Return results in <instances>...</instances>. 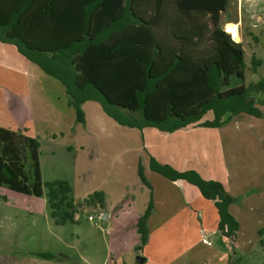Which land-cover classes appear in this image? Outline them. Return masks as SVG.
<instances>
[{"label":"trees","instance_id":"trees-1","mask_svg":"<svg viewBox=\"0 0 264 264\" xmlns=\"http://www.w3.org/2000/svg\"><path fill=\"white\" fill-rule=\"evenodd\" d=\"M227 0H0V41L18 52L65 89L67 102L78 123H84L82 104L98 101L119 124L162 132L194 127H220L237 114L261 117L264 78L248 85L229 86L231 77L245 75L244 50L233 28L220 26ZM232 38H231V36ZM253 65L259 60L252 57ZM254 93V94H253ZM124 111L130 121L112 113ZM22 130V129H21ZM23 131L0 127V185L40 197L46 187L50 217L55 225L74 223L80 204L69 197L65 180L43 182L39 143ZM32 174L25 171V155ZM148 168L175 183L195 186L212 202L219 238L231 246L227 264H243L236 254L239 222L229 206L253 190L236 197L219 180L206 179L194 169L177 170L151 155ZM139 182L149 199L136 221L141 249L149 240L147 219L155 210L151 184L144 174L142 157L136 166ZM87 206L102 208L103 191L84 199ZM264 249V227L258 229ZM35 255L64 259L48 251Z\"/></svg>","mask_w":264,"mask_h":264},{"label":"rangeland","instance_id":"rangeland-1","mask_svg":"<svg viewBox=\"0 0 264 264\" xmlns=\"http://www.w3.org/2000/svg\"><path fill=\"white\" fill-rule=\"evenodd\" d=\"M228 22L237 25L232 31L236 42L242 43L245 62L244 78L232 76L229 86L255 83L264 78V0H227L220 24L226 32V28H231L226 26ZM252 57L259 60L257 65H253ZM27 62L34 69L27 67L25 70L27 109L22 122L25 129L28 127L32 130V137L39 143L42 181H67L71 187L69 197L75 204H80V208L74 223L55 225L50 217L46 187H42L40 197H35L0 185V264H3L2 255L21 256L26 252L40 251L61 253L76 261L81 252H87L93 264H104V260L108 259L107 250L113 251L112 246L114 247V242L110 246L108 242L104 244L108 240L106 231H113L111 224L115 223L100 219L98 212L94 210L98 211L97 207L85 205L84 199L94 191H102L100 186L103 182L114 187V184L128 182L136 177V170L131 169L130 165L136 146L142 145V142L145 147L147 143L151 144L161 157L171 149L176 152L179 149L185 155L191 153L188 156L189 163L194 165V170L201 176L203 173L223 176L229 170L231 179L234 175L240 176L237 178L239 184L245 185L249 182L261 186L264 183V104L258 105L263 115L249 116L248 122H243V119L240 122H231L232 117L220 127H194L166 133L152 126L137 128L119 124L104 111L98 101H85L81 106L84 123H78L74 109L68 105L63 85L44 73L35 63ZM18 82L19 87H23V80L18 79ZM16 86L15 84L14 87ZM15 105L20 106V102L16 101ZM11 108L7 104L4 107L0 101V122H16L14 116L21 112L20 107L15 108L18 112ZM111 111L122 120L130 121L124 111L116 107H112ZM24 128L19 130L23 131ZM24 134L31 137L27 131ZM145 151L151 153L147 147ZM24 165L25 171L31 175V159L27 154ZM158 178L167 180L162 176ZM158 180L155 182L160 188L161 182ZM221 183L227 189L225 183ZM231 185L234 186L232 180ZM193 188L197 191L194 186ZM181 195L183 204L195 211L194 217L187 211L186 222L182 224L158 225L156 222L155 227L150 229L158 231L160 238L154 235L153 245L162 242L165 246L163 248L169 251L170 248L181 247L184 241L187 246L202 248L201 259L206 260L209 249L214 253L221 250L230 252V244L227 240L220 239L217 231L198 235L196 230L202 226L196 211L203 207V202L199 204L194 201L190 192L185 195L181 192ZM237 195L239 194H233L235 197ZM189 196H192L193 205L186 201ZM244 198L239 203L231 204V211L239 222L234 243L236 254H232V260L238 255L242 257L243 264H264V249L258 242L257 232L264 227V215L261 212L263 207L249 208L245 206ZM206 202L211 204L208 200ZM254 202L255 205L264 204L258 198ZM252 215H258L259 220ZM129 224L125 237L127 241L133 242L139 235L134 224L131 223L130 227ZM177 230L179 233H186L184 240L168 235ZM135 250L136 253L131 251L128 254L132 261L136 255L143 253L141 249Z\"/></svg>","mask_w":264,"mask_h":264},{"label":"crops","instance_id":"crops-1","mask_svg":"<svg viewBox=\"0 0 264 264\" xmlns=\"http://www.w3.org/2000/svg\"><path fill=\"white\" fill-rule=\"evenodd\" d=\"M27 67L30 69H34L32 64L27 62L26 58L18 52L15 45L10 43H3L0 41V80H4L0 81V101L4 104V107L6 106V104L12 106L11 109L13 111L18 112V110H16L15 108L19 107L21 110L20 113H17L14 116L16 122H0V127H4L10 130H19L21 128H24V122H22V120L24 119L25 111L27 109V103L25 102L27 93L24 87V82L26 81L25 70ZM18 79L23 80V87L21 88L19 87ZM15 84L17 85L16 87H14ZM16 101L20 102V106L15 105ZM249 116L252 115L240 113L235 115L231 122H240L242 121V119L245 120L243 122H248ZM26 131L29 135H31V137L34 136L30 128L27 127ZM169 137H171V135H169ZM219 143L220 145L222 144L221 141ZM143 145L145 147L144 142H142V145L136 146V152L132 156L133 162L130 166L131 169L136 170L137 159L139 155H141L142 163L144 166V174L151 184V192L155 210L146 221L149 231V240L147 244L141 248V251L143 253L136 255V257H144L145 260L143 264H227V253L222 250L214 253L212 252V249H209V253L206 254L208 255V260H206L201 259V255L203 252L202 248L199 249L193 245L187 246L184 241L182 242L181 247L170 248L169 251L163 248L165 246H163L162 242H159V244L156 246L153 245V238L155 236L160 238L157 235L158 231L150 229L151 227H155L156 222L158 223V225L159 223L182 224L186 222V212L188 211L189 215H192L194 217L195 211H193V209H188L189 206L187 207L185 204H183V200L181 199V196L183 195H181V191L175 183L169 181L168 179V182H166L167 180H158L160 179L158 177L161 175L152 172L148 168L149 156L151 155L159 162L167 163L173 168L180 171L191 168L194 169V165L189 163L188 156H190L191 153L185 155L184 152L180 151L179 149L178 152L171 149L169 152H167V154H162L161 157L157 153V151H155V148L150 146L151 144L147 143L146 146L148 151H151V153L145 151L146 147L144 148ZM202 176L206 179H216L221 182L223 181L227 187V189H225L232 195L241 194L243 192L254 189V191H252L244 198L245 206L249 208L252 207V209H255L256 206H262L263 210L261 212L264 215V204L255 205L256 203L254 202L256 198L264 201V183L261 186H257L255 183L249 182H247V184L245 185L239 184L237 178L240 176L234 175L231 179L229 170H227L225 172V175L223 176L218 174L204 175V173ZM155 180L160 181L161 187L163 188H158ZM231 180L234 186L231 185ZM100 188L105 194V205L102 208L97 207L98 211L96 209L94 210L95 212H98V216L100 219L115 223L114 225L111 224V229L113 231H106L108 240H112H110V242L108 240H105L104 244L106 245L108 242L110 246V244L114 242V247L112 246L113 251H109L111 249L107 250L108 259H105L106 261L104 260V264H137L136 257L135 260L132 261L129 259L128 254H130L131 251L133 253H136L135 249L137 246H139L140 240L139 237H135V240L133 242L127 241L125 237L127 234L126 229H128V223H130L129 227L132 226V223L134 224V229L137 232L136 221L146 208L150 190L145 185L139 182L137 176L133 177V179L129 180L128 182L125 181L114 184V187H111L109 184L103 182ZM166 190L168 192H166ZM197 191L193 188V185L190 184H184L182 187V192L184 193V195L186 194V192H190V194L194 198V201L196 200L199 204L200 202H203V205H201L203 207L197 208L196 211L198 216L200 217V223L202 227H198L196 231L198 235H202L200 233H203L204 235L216 233V210H214L215 208L212 202L210 201V204L209 202H206L207 199L203 200L204 198L200 195L199 191ZM176 195L179 200L178 198H176ZM192 196H189L188 200L185 198L186 201H188L191 205H193L191 201ZM232 207V205L229 206V211L237 219V217L231 211ZM252 216L259 220L258 215ZM158 227L159 226H157V228ZM257 227L258 226H256V228ZM168 235L170 237H175L178 239L182 238V240H184V238L187 236L186 233H179L178 230L175 231V233H169ZM35 253L37 252H26L21 256H15L12 254L2 255L1 259L3 264H93L91 262V258L88 256V254H86L87 252H81L78 256V261L73 260L69 256L61 253L58 254L64 256V259H46L35 255Z\"/></svg>","mask_w":264,"mask_h":264},{"label":"water","instance_id":"water-1","mask_svg":"<svg viewBox=\"0 0 264 264\" xmlns=\"http://www.w3.org/2000/svg\"><path fill=\"white\" fill-rule=\"evenodd\" d=\"M144 260H145L144 257H141V256L136 257V263L137 264H143Z\"/></svg>","mask_w":264,"mask_h":264},{"label":"bare ground","instance_id":"bare-ground-1","mask_svg":"<svg viewBox=\"0 0 264 264\" xmlns=\"http://www.w3.org/2000/svg\"><path fill=\"white\" fill-rule=\"evenodd\" d=\"M226 26H227V27H231V28H235V27H237V25H236L235 23H232V22H228V23H226Z\"/></svg>","mask_w":264,"mask_h":264},{"label":"built area","instance_id":"built-area-1","mask_svg":"<svg viewBox=\"0 0 264 264\" xmlns=\"http://www.w3.org/2000/svg\"><path fill=\"white\" fill-rule=\"evenodd\" d=\"M230 36H231V34H230ZM231 38H232V36H231ZM233 39V38H232Z\"/></svg>","mask_w":264,"mask_h":264}]
</instances>
